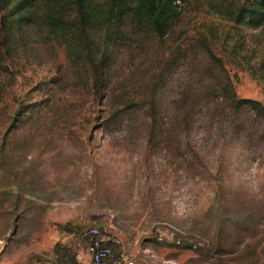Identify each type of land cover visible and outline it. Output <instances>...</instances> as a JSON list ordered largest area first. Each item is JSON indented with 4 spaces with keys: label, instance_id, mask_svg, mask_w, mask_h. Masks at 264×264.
<instances>
[{
    "label": "rangeland",
    "instance_id": "rangeland-1",
    "mask_svg": "<svg viewBox=\"0 0 264 264\" xmlns=\"http://www.w3.org/2000/svg\"><path fill=\"white\" fill-rule=\"evenodd\" d=\"M239 1H179L164 38L127 19L100 47L101 82L85 80L95 66L64 43L32 35L0 49V264L31 259L48 233L73 234L76 251L60 243L77 254L92 225L137 263L256 264L238 240L216 260L155 239L172 226L206 246L216 224L242 216L260 217L264 234V117L249 103L217 113L223 96L199 44L205 35L237 99L264 105V28L224 16ZM256 250L264 264V236Z\"/></svg>",
    "mask_w": 264,
    "mask_h": 264
},
{
    "label": "trees",
    "instance_id": "trees-1",
    "mask_svg": "<svg viewBox=\"0 0 264 264\" xmlns=\"http://www.w3.org/2000/svg\"><path fill=\"white\" fill-rule=\"evenodd\" d=\"M179 1L184 0H0V49L11 50L18 42L29 40L32 35L43 41L64 43L67 52L73 54V61L82 60L88 66H95V69H89L94 76L85 70V80L88 82L91 77H100L101 82V76L107 73L108 56L104 53L105 47H100L106 44L108 38L116 35V29L129 19L134 27L164 38L170 34L173 23L179 18ZM239 2L231 4L224 16L244 27L264 28V0ZM101 31L104 32L103 38L96 39L95 34ZM199 41L210 65V74L216 81L215 89L223 96L219 102L221 106L216 109L217 113L224 109L236 110L241 104L249 103L257 116L264 117V105L260 102L236 98L231 77L222 59L212 50L205 35ZM258 70L264 77V51L259 59ZM155 92L154 87L153 95ZM230 220L232 222L229 224H219L214 241L209 238L206 246L199 245L194 249L209 259H231L234 250L232 247L225 249L224 245L237 243L238 240L241 247L245 248L246 262L257 264L259 254L256 252V244H250L249 240L259 232L251 225L260 223L261 218L242 216ZM259 244L260 241L257 242ZM113 250L114 256L109 264H119L120 248L115 246ZM55 251L57 260L65 264H78L76 254L66 245L57 242Z\"/></svg>",
    "mask_w": 264,
    "mask_h": 264
},
{
    "label": "built area",
    "instance_id": "built-area-1",
    "mask_svg": "<svg viewBox=\"0 0 264 264\" xmlns=\"http://www.w3.org/2000/svg\"><path fill=\"white\" fill-rule=\"evenodd\" d=\"M84 235L87 240L88 252L90 253L92 264H109V260L114 256L113 248L115 246L120 248L119 263L122 260L125 261L123 264H146L137 263L133 258H126L121 250L120 239L106 232L100 226L92 225L86 227L84 229ZM155 239L159 242L165 240L173 241L178 245H181L184 240L180 230L172 226H168L163 229L158 228L155 233ZM186 242H188L191 248H195L203 244L202 239H189Z\"/></svg>",
    "mask_w": 264,
    "mask_h": 264
},
{
    "label": "crops",
    "instance_id": "crops-1",
    "mask_svg": "<svg viewBox=\"0 0 264 264\" xmlns=\"http://www.w3.org/2000/svg\"><path fill=\"white\" fill-rule=\"evenodd\" d=\"M80 219L78 218V219L74 220V223H79ZM251 226L255 227V230L256 231L259 230V232H260V237H259L260 244L259 245L261 247V244L263 242V234H262V230H261L262 224L256 222V223H254V225H251ZM219 227H220V225L216 224V228H214V230L216 231L217 228H219ZM257 235H258V233L256 232L255 235L251 237V239L253 237L256 239V249H257V241H258ZM41 238L35 239L32 242V258L31 259H27L25 257V255L28 253V250H24L25 254H24V257L22 259L21 264H65L61 260L60 261L57 260V253L55 251L57 242L68 243V246L73 247L74 250L76 251V244H75L74 239H73V234L60 236L59 234L56 235V234H49L48 233L46 239H41ZM179 246H181V247L186 246V248H191L190 245L188 244V242H186L185 240ZM199 255H201V254L199 253ZM201 256H204V255L202 254ZM16 260L17 261H15V264H20L21 259L19 258V256L17 257ZM76 261L78 264H92L90 253L88 252L87 241L77 251Z\"/></svg>",
    "mask_w": 264,
    "mask_h": 264
}]
</instances>
